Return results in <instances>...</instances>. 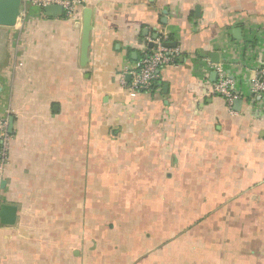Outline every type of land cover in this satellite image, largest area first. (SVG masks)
Instances as JSON below:
<instances>
[{
  "label": "crops",
  "instance_id": "0c3cea01",
  "mask_svg": "<svg viewBox=\"0 0 264 264\" xmlns=\"http://www.w3.org/2000/svg\"><path fill=\"white\" fill-rule=\"evenodd\" d=\"M84 2L74 19L20 6L0 26V206L16 208L0 264H264V116L247 97L231 115L206 63L247 93L264 52L241 45L264 0ZM157 39L180 55L129 96L120 82Z\"/></svg>",
  "mask_w": 264,
  "mask_h": 264
},
{
  "label": "built area",
  "instance_id": "2783aa9c",
  "mask_svg": "<svg viewBox=\"0 0 264 264\" xmlns=\"http://www.w3.org/2000/svg\"><path fill=\"white\" fill-rule=\"evenodd\" d=\"M85 5L84 0H21V8L25 13L30 9L43 11L48 6H58L62 9L64 19H74L76 11L82 9ZM251 49L247 50L249 57H253L258 52H264V28L254 29L253 37L249 45ZM247 49V48H245ZM180 52L178 49H167L162 46L159 39L155 40L152 49H150L135 65L131 73V82L129 85L120 83L125 88L129 96H135L138 93L151 91L154 83L158 80V72L174 64ZM255 65L253 75L247 84V93L242 94L235 88L234 81L227 74L220 63H214L206 59L209 70L215 73L216 80L212 85V92L215 96L224 100L227 110L231 115H235L233 106L235 102L242 97L258 99L254 104L258 113L264 116V65L259 57L254 56ZM11 135L8 133V124L4 118H0V175L3 174L5 167L9 162Z\"/></svg>",
  "mask_w": 264,
  "mask_h": 264
},
{
  "label": "water",
  "instance_id": "95a60500",
  "mask_svg": "<svg viewBox=\"0 0 264 264\" xmlns=\"http://www.w3.org/2000/svg\"><path fill=\"white\" fill-rule=\"evenodd\" d=\"M21 0H0V26L2 27H12L16 23V19L19 16ZM47 14L52 15H62V9L58 6H48L43 10ZM77 27L81 28V64L84 65L87 61V49L89 46V33L92 29L91 26V10L89 8L83 9V19L82 23H77ZM235 37L240 38L241 30L237 29L235 32ZM217 63V61H214ZM215 74V73H214ZM13 117L8 120V133H12ZM16 220V208L14 206H9L2 204L0 206V224L4 226H11Z\"/></svg>",
  "mask_w": 264,
  "mask_h": 264
},
{
  "label": "rangeland",
  "instance_id": "374dc122",
  "mask_svg": "<svg viewBox=\"0 0 264 264\" xmlns=\"http://www.w3.org/2000/svg\"><path fill=\"white\" fill-rule=\"evenodd\" d=\"M250 43H251V39H245L243 42H242V47L245 49V48H247L248 50L249 49H251V47L249 46L250 45ZM240 46V47H241Z\"/></svg>",
  "mask_w": 264,
  "mask_h": 264
},
{
  "label": "trees",
  "instance_id": "16d2710c",
  "mask_svg": "<svg viewBox=\"0 0 264 264\" xmlns=\"http://www.w3.org/2000/svg\"><path fill=\"white\" fill-rule=\"evenodd\" d=\"M156 81H158V80H156ZM155 84V83H154Z\"/></svg>",
  "mask_w": 264,
  "mask_h": 264
}]
</instances>
